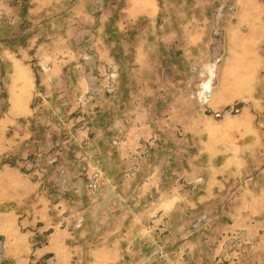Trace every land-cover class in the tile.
Segmentation results:
<instances>
[{"label": "rangeland", "instance_id": "rangeland-1", "mask_svg": "<svg viewBox=\"0 0 264 264\" xmlns=\"http://www.w3.org/2000/svg\"><path fill=\"white\" fill-rule=\"evenodd\" d=\"M0 264H264V0H0Z\"/></svg>", "mask_w": 264, "mask_h": 264}, {"label": "crops", "instance_id": "crops-1", "mask_svg": "<svg viewBox=\"0 0 264 264\" xmlns=\"http://www.w3.org/2000/svg\"><path fill=\"white\" fill-rule=\"evenodd\" d=\"M130 97H132V95H130ZM113 128L111 127V129L110 130H112ZM114 130H116V129H114ZM20 255H21V252L19 253V259H21L20 258Z\"/></svg>", "mask_w": 264, "mask_h": 264}]
</instances>
